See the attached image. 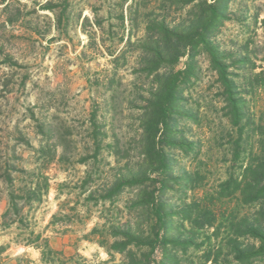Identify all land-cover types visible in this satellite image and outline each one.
Instances as JSON below:
<instances>
[{"label":"rangeland","instance_id":"obj_1","mask_svg":"<svg viewBox=\"0 0 264 264\" xmlns=\"http://www.w3.org/2000/svg\"><path fill=\"white\" fill-rule=\"evenodd\" d=\"M178 1L0 0V168L41 171L50 185L41 203L3 222L9 188L0 179V264H45L36 249L45 239L53 264L126 263L125 254H107L97 242L101 237H84L99 224L103 242L110 244L111 224L141 222L128 211L127 192L114 203L94 200L125 159L138 160L140 108L152 88L141 58L157 22L172 25L190 17L192 5ZM223 1L225 19L212 41L224 55L245 116L238 126L229 121V93L203 51L191 63L181 57L174 69L185 71L181 106L188 117H181L177 130L184 149L191 150L171 152L172 179L182 183L169 181L163 198L173 212L188 205L196 214L207 207L226 237L233 216L234 222L256 220L264 229V198L244 205L238 197L219 195L246 158L255 161L250 152L264 155V0ZM93 134H105L100 150ZM13 178L16 190L25 188L28 178ZM59 207L63 211L50 224ZM181 232L199 244L201 233L187 225ZM203 250L190 248L181 263L200 264ZM256 264H264V257Z\"/></svg>","mask_w":264,"mask_h":264},{"label":"trees","instance_id":"obj_2","mask_svg":"<svg viewBox=\"0 0 264 264\" xmlns=\"http://www.w3.org/2000/svg\"><path fill=\"white\" fill-rule=\"evenodd\" d=\"M178 3V0H173L172 5ZM180 5H192L188 20L183 19L172 25L165 21L157 22L151 41L147 44L148 53L141 58L142 73L152 77V88L142 100L140 108V134L134 148L138 160L130 163V158H122L126 163L107 176L101 194L94 200L96 204L114 203L116 198L127 192L130 196L128 211L141 216V222L111 224L107 230L108 236L113 238L110 244L106 240L103 242L105 234L98 227L99 224L84 238L101 237V241L97 240L98 244L109 255L111 252L125 254V264H182V255L192 247H204L200 264H256V259L264 257V229L260 222L246 218L234 222L233 216L229 221L232 229L224 237L220 234L221 220L207 207L197 208L196 214H192L191 206L188 205L179 212H173L175 206L163 198L169 181L173 180L179 185L182 183V179H172L174 157L171 153L173 150H185L184 139L178 138L181 132L177 130L181 117H188V112L181 106L185 71L174 69L180 58L187 55L191 63L197 51H203L217 72L219 82L229 93V121L238 126L245 116L244 101L229 79L224 55L212 41L214 33L225 19L224 1L180 0ZM147 29L150 31L152 28ZM104 137L105 134L91 136L97 150L102 147ZM24 145L31 147L28 140H24ZM189 150L191 148L185 151ZM249 156L255 161L246 158V162L240 165L238 175L231 176L221 184L220 197H238L244 205L264 198V155L250 152ZM14 173L28 178L25 188L15 189ZM0 179L9 188L8 209L2 215L3 222L11 216L21 217L26 205L41 203L50 188L48 178L41 171L27 172L23 168L5 167L0 168ZM89 179L87 177L84 184ZM183 179V183L188 184L190 181L187 177ZM92 197V193H89L86 201L91 202ZM77 210L72 208L69 211L78 217ZM62 211L59 207L57 213L52 215L50 224L57 221ZM175 215L180 218L176 219ZM70 217L68 214L62 215V218ZM76 222L81 223V218ZM185 225L201 233L199 244L193 240L197 238H189L181 232ZM38 238L39 235L36 236ZM36 249H39L45 264H53L51 255L54 252L47 239Z\"/></svg>","mask_w":264,"mask_h":264}]
</instances>
